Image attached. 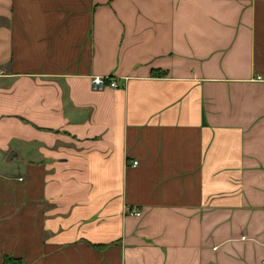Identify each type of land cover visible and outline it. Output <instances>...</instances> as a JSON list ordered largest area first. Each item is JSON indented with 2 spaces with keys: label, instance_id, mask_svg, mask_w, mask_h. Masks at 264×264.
Masks as SVG:
<instances>
[{
  "label": "crops",
  "instance_id": "obj_1",
  "mask_svg": "<svg viewBox=\"0 0 264 264\" xmlns=\"http://www.w3.org/2000/svg\"><path fill=\"white\" fill-rule=\"evenodd\" d=\"M4 258L264 264V0H0Z\"/></svg>",
  "mask_w": 264,
  "mask_h": 264
},
{
  "label": "built area",
  "instance_id": "obj_2",
  "mask_svg": "<svg viewBox=\"0 0 264 264\" xmlns=\"http://www.w3.org/2000/svg\"><path fill=\"white\" fill-rule=\"evenodd\" d=\"M89 84L94 90H102L106 86L110 89L116 88V84L113 81H110L108 78H105V77H91L89 80ZM135 165L136 163L133 162L132 166H135ZM129 215L138 218L140 216V213L137 211H131L129 212Z\"/></svg>",
  "mask_w": 264,
  "mask_h": 264
},
{
  "label": "trees",
  "instance_id": "obj_3",
  "mask_svg": "<svg viewBox=\"0 0 264 264\" xmlns=\"http://www.w3.org/2000/svg\"><path fill=\"white\" fill-rule=\"evenodd\" d=\"M16 262H17V260H15V259H7V258H4L2 260V264H13V263H16Z\"/></svg>",
  "mask_w": 264,
  "mask_h": 264
}]
</instances>
